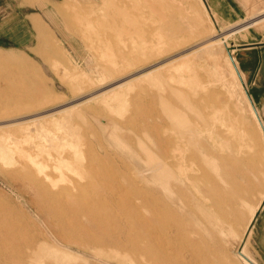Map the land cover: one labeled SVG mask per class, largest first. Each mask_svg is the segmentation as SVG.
I'll return each mask as SVG.
<instances>
[{"label": "rangeland", "instance_id": "1", "mask_svg": "<svg viewBox=\"0 0 264 264\" xmlns=\"http://www.w3.org/2000/svg\"><path fill=\"white\" fill-rule=\"evenodd\" d=\"M201 6L195 0H0V98L12 101L10 116L0 111V134L14 135V146L27 152L44 141L38 136V126L55 130L62 119L71 126V130L62 126L60 132L51 131L59 136L64 133L70 140L61 144L64 152L59 160L45 161L47 170L52 166L63 170L64 177H54L46 184L60 193L36 189L22 174L9 176L0 171V264H154L148 252L144 205L152 191L159 205L165 202L156 164L159 148L170 144L171 137L189 148L199 141L202 130L212 140L208 143L209 165H240L241 175L233 177L242 176L243 184L252 191L250 215L240 225L241 235L230 236L224 244L223 228L214 225L210 213L201 211L207 204L216 209L205 194L208 185L203 183L204 189L196 186L198 219L215 230L214 256L218 260L213 259L214 264H263L259 246L264 244V234L259 229L264 216V127L251 101V106L242 101L243 96L248 97L238 76L241 71L234 50L264 42V0H201ZM143 8L163 22L171 49L166 55L153 54L150 61L146 58L136 64L117 57L116 44L109 54V31L113 37H118L119 28L144 36L142 23L134 15ZM210 8L220 15H212ZM122 40L120 49L125 45L124 50L130 49L127 36ZM163 65L157 77L173 73L175 82L162 81L176 87L165 103L158 97L159 88L151 85L157 80L151 72ZM120 67V74L109 71ZM74 76L81 82L73 80ZM85 82L90 85L88 95ZM32 85L42 94L24 99L20 93L31 94ZM121 101L124 106L119 107ZM37 113L41 116H35ZM218 117L220 125L212 128L209 119ZM46 121L51 122L49 127L45 126L48 122L44 125ZM253 151L258 164L254 174L247 172L243 159ZM75 153L81 161L93 153L107 160L113 189L99 190L77 161H73L76 165L65 162L72 161ZM38 165L42 164L32 168ZM204 172L203 165L186 170L195 177ZM167 232L163 236L171 237ZM166 255L168 264H194L183 251L172 254L168 247Z\"/></svg>", "mask_w": 264, "mask_h": 264}, {"label": "bare ground", "instance_id": "2", "mask_svg": "<svg viewBox=\"0 0 264 264\" xmlns=\"http://www.w3.org/2000/svg\"><path fill=\"white\" fill-rule=\"evenodd\" d=\"M195 1L198 4V6L199 5L201 6V0H195ZM134 15L136 17H138L140 19L139 22L142 23V25H140V26H142L144 36L143 37L137 36L136 34L134 35L133 33L129 32L130 30L128 31V29L119 28L118 37L117 36L113 37V35H112L113 33L111 31H109V35L112 36L111 43L109 44V54H110V50H111L110 48L112 47V44H116L117 46H119L117 57L121 56L122 58H124V60L126 62L132 61V63H134V64H136L142 60H146V58L148 60L151 59L152 58L151 55H153V54H159V55L165 54L166 55V53H167L166 51H168V48L171 49V44L166 38L167 29L163 25V22L161 20L158 21L155 18L154 14H151V11L146 10V8H143L139 11H136L134 13ZM110 23L115 26V21L113 20L112 17L110 18ZM126 36H127V39L130 40V42L132 43V46H130V49H127V47H126V50H124L125 46H126L124 44L125 46L122 45L123 49H120V46H121L120 44L121 43L123 44L122 39L126 38ZM154 39L158 40L159 43H155L154 41H151ZM120 40H122V41L120 42ZM216 41L218 42V40H216ZM104 55L106 56V54H104ZM104 55H102L101 57L104 58ZM10 57H12V56H10ZM165 62H166V60L164 61V64H165ZM129 65L130 64H128V66ZM156 65H157V63H156ZM164 66L165 65H163L160 68H157L151 72L155 75V77L157 79L156 81H158V82H156L154 80L151 85L159 88L157 94H158V97L161 99L160 101H162L163 103H165V100L168 96V93L173 92V90H175L174 88H176L175 85L171 86V83H169L170 84L169 85L167 83L168 81L167 82L162 81V80H164V78L165 79L167 78V80L175 82V79L173 78V73L168 74L169 76L166 75L163 77L160 75L159 78L157 77L156 74L161 73L162 67H164ZM139 67H141V65H139ZM6 68H7V66H6ZM170 69H171V67L167 70V72H169ZM3 71H5V69ZM109 71H111L112 74H120L122 69H121V67L118 69L112 68V69H109ZM131 71H133V70L131 69ZM134 71H135V69H134ZM159 71H161V72H159ZM130 72H129V74H130ZM139 72H142V70L138 71V73ZM5 75H6V72H5ZM108 75H110V74H108ZM131 75H133V74H131ZM144 76L147 78H150V73H146ZM238 76L240 77L239 74H238ZM77 77H79V76H74V77H72V79L74 80ZM8 80H9L8 82H10V79H8ZM76 80H78V78ZM78 81H76V82H78ZM164 81H166V80H164ZM79 82H81V80ZM174 82H172V83L174 84ZM71 83H74V81H72ZM85 84H86V82H85ZM85 84H84V87L85 86H87V87L84 88V90L89 88L88 86H90V85H87V84L85 85ZM12 85H13V83H12ZM80 85H77V86H80ZM74 86H72V88H74ZM10 88H12V87H10ZM32 88H33V85H32ZM143 88H145V87H143ZM88 90L89 89H87V91H86V95H88L87 94V92H89ZM96 91H98V90H96ZM92 92H93V90H92ZM7 93H8V91H7ZM2 94H3V92H2ZM41 94H42V91L38 87H34L31 94L26 95L25 93H20V95L23 96L24 99H29V98L33 99L35 97L40 96ZM89 94H90V92H89ZM6 95H8V94H6ZM121 98H123V97H121ZM242 99H243L242 101H244L245 106H248L250 104V101L248 99H246L244 96ZM121 104L124 106L123 101H121L120 103L118 102L119 107L121 106ZM11 105H12L11 99L0 98V111H4V114H2V115L10 116L12 114L11 112H8V109H10ZM250 106H251V104H250ZM122 109H123V107H122ZM49 111H51V113L53 112L52 110H49ZM55 111H57V110H55ZM17 112H20V111L19 110L15 111V113H17ZM41 113L44 114L45 112L43 111ZM41 113H37L35 116H37L38 114L40 115ZM62 117H59V118L62 119ZM65 119H66V117H65ZM55 121H57V120H55ZM47 122L48 121H46L44 123V125ZM56 123H57L56 126H55V124L53 126H55L57 128L55 130H58V132L61 131L60 129H62V126L66 127V131L71 130L69 120H63L62 119L61 121H59V123L58 122H56ZM209 123L211 124L212 128L213 127L216 128L218 125H220L219 124L220 119H219V117L216 119H212V120L209 119ZM48 124H49V122L45 126L49 127L51 122L49 125ZM39 125H41V124H39ZM42 125H41V129L38 126V128L40 130L37 128V126H36V128L38 130L37 131L38 136L41 138H44L43 143H41V144L38 143L35 146L33 145L34 147L32 146L29 149V151H27V152L22 151L21 149L20 150L17 149V147H16L17 145L15 144L16 139H15L14 135L6 134L4 132H3L4 134H0V171L5 172L9 176H14L15 174H22V178L25 181H27L29 184L31 183V185L33 187H35V188L39 187V188H42L43 190L46 189L45 192H47V193L49 192L50 194H53V193L58 194V193H60L61 190H59V189L51 190L54 186H52L51 188L48 186L46 188V184H47V182L51 183V182H49V180H52L54 177H61V176L64 177L63 170L59 169L56 166H52L51 169H53V170L48 169L49 170L48 171L47 167H49V166H47L45 164V161L49 160V158H51L52 160L53 159L59 160L60 159L59 157L64 152L61 144L68 142L70 140V138H66L64 133H59V134H62L60 136L58 134L53 135L54 133H52V132L53 131L55 132V130L50 129L48 127H46L48 129L43 130ZM0 126H1V124H0ZM2 128L3 127H0V130ZM203 135H205L207 137L205 139L201 138ZM165 138H166V136H164V139ZM210 140H211L210 136L204 130H202L200 132L199 141H197L193 145H189V148L187 146L186 147L183 146V144L180 143V141H177V140L173 139L172 137L169 140L170 144L161 145L159 148L160 158L156 161V164H157V166H159V175H160L159 178H161L160 182H161V187L163 190L162 198H164L166 204L164 202L162 205H159V203L156 201L157 195L154 193V191H152L151 194L149 195L150 199L149 198L147 200L144 199L145 200L144 206L146 209V213L148 214V219H147V229L149 230L148 231V237H147L148 252H149V257L151 258V261H153L154 264H168L169 263V260L166 257L168 247H169V249H171L172 254L174 252H177V251H183L184 256L187 258H190L194 264H214V260L215 261L218 260L214 256V254L216 253L215 251L217 250V243H215V241H214L215 230H213V228H210V227H208V228H206V226L204 227L203 226L204 224H202L203 222L200 221L198 219V216H197L196 211L198 209V207H197L198 205L194 199V196L196 194L195 189H196L197 185L202 186L203 183L208 185V188L206 187V189H205V194L209 198L212 199L211 202H213V201L215 202L216 209H213V206L207 204L206 206H203L201 211L210 213L212 216V220L214 221V219H215L214 225H216L217 227L220 226L223 228L224 232L222 234V237H223L222 240H223L224 244H227L226 242L228 241V238L230 236H235V235L240 234V232L242 231V226H240V225L242 224L243 219L247 218L250 215L248 208L250 207V203L252 200L251 187H249L247 184L246 185L243 184L244 180L240 179L242 176L239 177V179H235L233 177L234 174H240L241 175L242 167L238 164H234L230 168H227L221 164L217 165V167H215V168L210 166L209 165V161L211 159L210 158V149H208V143L210 142ZM17 141H19V140H17ZM14 145H16V146H14ZM235 152L238 153V150H235ZM255 153L256 152L253 151V152H250L246 156L243 157L244 162L246 163L245 167H246V170L248 173L250 172V173L254 174L258 168V164L256 163ZM70 160H72V161L68 162V160L66 159L65 162L70 163L71 165H76L73 161L74 160L77 161L78 165L81 166V169L85 170L86 174L90 176L91 182L95 183L96 187L99 190H109L108 189L109 187L112 188V186H111V184H113V183H111L112 177H111V175H109V173L107 172V168H106L107 162H105V161H107V160L104 161V159H102L98 154H95V153H93L92 157L89 158L88 160H82V161L77 156V154L75 153V154L71 155ZM51 162H53V161H50L49 163H51ZM72 162H73V164H72ZM39 163H41L42 165H40V166L38 165V168H36V167L32 168L33 164L37 165ZM202 165L205 168V172L201 176L195 177V176H192V175H189L188 173H186L187 169L195 167V166H202ZM45 168H46V170H45ZM68 168H70V167H68ZM115 168H113V169H115ZM261 169H259V170H261ZM72 171H74V170H72ZM75 171H76V169H75ZM53 172L55 174H53ZM111 174H113V173H111ZM87 175H86V177H87ZM122 175H119V176H122ZM4 176H6V175H4ZM71 176L74 177V175H71ZM76 176H78V174ZM116 176H118V175H116ZM80 177L81 176H79V178ZM76 178H78V177H76ZM73 183H74V185L78 184L77 182H73ZM75 183H77V184H75ZM24 185H26V184H24ZM90 185H92V184H90ZM39 188H36V189H39ZM81 188H83V187H81ZM202 188H203V186H202ZM72 190H73V188H72ZM149 190H150V188H149ZM38 191L36 192L37 195H38ZM111 191L113 192V190H111ZM146 194H147V192H146ZM146 194L144 196L148 195V194L147 195ZM116 197L117 196H115V198ZM141 197H142V195H141ZM40 199H45V198H40ZM36 200H38V199H36ZM63 201H65V200H63ZM41 202H39V203H41ZM48 202L50 203V201H48ZM58 202H60L59 197H58ZM134 202L136 203V201H134ZM46 203H47V201H46ZM131 203H132V201H131ZM33 205H34V203H33ZM212 205H213V203H212ZM39 206H41V204ZM47 206H48V204H47ZM49 206H50V204H49ZM46 208H48V207H46ZM188 216H190V217H188ZM57 217L54 219H57ZM58 224H59V222H58ZM61 224H63V223H61ZM66 224H67V222L64 223L63 225H66ZM61 227H62V225H61ZM198 229L203 230V232L199 233ZM165 231L166 232L168 231L167 233H169L171 235V237L165 236L166 237L165 238L163 236L164 235L163 233ZM181 244H182V246H181ZM220 248L222 251L225 250L223 246H221ZM226 252H228V251H226ZM220 254H221V252L219 253V255ZM224 262H225L224 264L228 263V261H227V263H226V261H224ZM229 264H230V262H229Z\"/></svg>", "mask_w": 264, "mask_h": 264}, {"label": "crops", "instance_id": "3", "mask_svg": "<svg viewBox=\"0 0 264 264\" xmlns=\"http://www.w3.org/2000/svg\"><path fill=\"white\" fill-rule=\"evenodd\" d=\"M212 15L219 16L216 8H210ZM240 74L241 85L245 95L254 106L257 116L264 120V42L247 43L234 50ZM242 75V76H241ZM264 213V205L261 208ZM260 233L264 234V216L261 222ZM260 257L264 264V244L259 246Z\"/></svg>", "mask_w": 264, "mask_h": 264}, {"label": "water", "instance_id": "4", "mask_svg": "<svg viewBox=\"0 0 264 264\" xmlns=\"http://www.w3.org/2000/svg\"><path fill=\"white\" fill-rule=\"evenodd\" d=\"M249 99V98H248ZM253 106V105H252ZM253 110H254V113H255V115L257 116V113H256V110H255V108H254V106H253ZM258 117V116H257ZM259 119V118H258Z\"/></svg>", "mask_w": 264, "mask_h": 264}]
</instances>
